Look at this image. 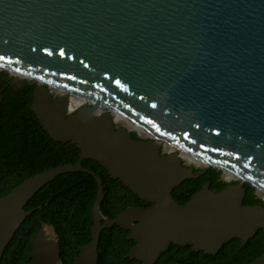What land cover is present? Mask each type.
Here are the masks:
<instances>
[{
    "label": "water",
    "instance_id": "obj_1",
    "mask_svg": "<svg viewBox=\"0 0 264 264\" xmlns=\"http://www.w3.org/2000/svg\"><path fill=\"white\" fill-rule=\"evenodd\" d=\"M0 56L2 71L90 96L158 139L207 157L218 166L210 169L223 166L249 180L244 184L264 187V0H0ZM61 100L35 86L31 110L52 140L79 149V159L0 199V259L31 212L26 203L58 175L76 171L94 178L97 195L91 241L74 264L87 248L89 264H97L99 233L113 225L129 231L135 244L126 257L142 264H154L170 244L215 255L231 239L243 246L264 230V220L253 219L264 217V205H243V185L211 190L206 182L180 204L173 189L207 168L177 160L176 177L165 175L168 154L141 152L150 139H135L85 107L66 113ZM88 158L149 206L104 217L102 180L82 167ZM233 190L229 202L223 193ZM44 232L42 226L32 239L25 264H58L59 244ZM249 264H264V253Z\"/></svg>",
    "mask_w": 264,
    "mask_h": 264
},
{
    "label": "trees",
    "instance_id": "obj_2",
    "mask_svg": "<svg viewBox=\"0 0 264 264\" xmlns=\"http://www.w3.org/2000/svg\"><path fill=\"white\" fill-rule=\"evenodd\" d=\"M34 89L35 85L29 81L0 72V199L28 178L58 166L75 164L79 159L75 145L52 140L40 125L31 110ZM82 167L102 180L104 196L100 212L104 217L115 218L132 206H149L119 180L112 179L98 162L83 159ZM206 182L215 189L227 185L221 180L220 172L211 169L196 179L184 180L173 189L172 196L185 204ZM243 187V205H263L254 188L246 184ZM96 195V182L85 172L63 173L48 182L24 206L31 212L7 244L0 264L28 263L31 241L42 226L52 229L59 244L58 264H74L78 248L91 241ZM128 234L129 231L117 225L101 230L97 264H140L125 257L134 245ZM262 253L264 230L258 229L243 246L233 238L215 255L170 244L155 264H249Z\"/></svg>",
    "mask_w": 264,
    "mask_h": 264
},
{
    "label": "bare ground",
    "instance_id": "obj_3",
    "mask_svg": "<svg viewBox=\"0 0 264 264\" xmlns=\"http://www.w3.org/2000/svg\"><path fill=\"white\" fill-rule=\"evenodd\" d=\"M1 67V66H0ZM13 73V72H11ZM35 86H37L40 89H45L50 95L56 94L57 96L61 97H56V98H61V99H66V102L61 100L59 101L60 107L59 109L62 110L63 108L65 109L66 113H70L68 110L70 109H79L82 107H85L88 111V114L94 115V116H99V117H108L112 120V123L114 124L115 121L117 122H125L128 127L131 129L137 130L141 134L145 135L146 137L148 136L152 144L149 146H146L141 152L143 153H152L153 150L160 149L161 146H165L167 154L170 156L169 158V163L165 165L166 169L165 175H172V177H176V174L173 172L175 171L174 163L175 161H181L184 160L186 163L193 164L196 166H208L212 165L213 167L217 168V164L213 163L211 160H209L207 157L204 158L200 154L194 153L193 151H190V149L180 147L178 145H174L171 143H168L166 140L158 139L156 136L151 134L150 131L142 128L141 126L135 124L125 116H123L121 113H119L116 110H113L112 108H109L108 106H105L95 100L94 98L90 96H85L83 94H77L71 90H68L65 87H62L60 85L54 84V83H46V85L41 84L43 82L36 80H33ZM41 94H37V99L40 101L41 99ZM87 103H95L92 104L91 106H87ZM124 129L126 132H130L129 130L121 127ZM139 133V134H140ZM139 134H137L139 136ZM140 137V136H139ZM170 164V165H169ZM217 166V167H216ZM220 170L224 173L225 177L227 180H232V179H238L241 182H237L236 184L243 185L245 181H249L231 171H229L227 168L220 166ZM163 171V169H161ZM172 173V174H171ZM245 180V181H244ZM254 184V183H252ZM260 191L264 193V187L254 184ZM164 187V186H163ZM163 189V188H162ZM262 194V193H261ZM223 197L227 198L229 202H233L236 199L235 192L233 191H226L223 193ZM253 219L263 221L264 217L262 214H257L253 215ZM44 235L47 237V231L45 229ZM45 242L42 240V236L40 237V241L38 240V245L40 247V250L43 249L45 250L47 245H44ZM91 255V249L87 248L84 250L82 257L79 259L78 264H89V257Z\"/></svg>",
    "mask_w": 264,
    "mask_h": 264
},
{
    "label": "rangeland",
    "instance_id": "obj_4",
    "mask_svg": "<svg viewBox=\"0 0 264 264\" xmlns=\"http://www.w3.org/2000/svg\"><path fill=\"white\" fill-rule=\"evenodd\" d=\"M2 70L0 69V72H1ZM3 72H5V71H3ZM5 73H7L8 74V76H10V77H12V78H15L16 80H20V79H22V78H20V77H18V76H16V75H13V74H11V73H8V72H5ZM36 82H38L37 80H36ZM41 84H44V85H46L45 83H41ZM47 86V85H46ZM53 96L54 97H61L60 95L59 96H57L56 94H53ZM92 104H95V103H87L86 105L87 106H91ZM69 112H70V114L71 113H73V112H75L76 111V109H70V110H68ZM114 124L115 125H117L118 127L120 126V127H123V128H125V129H127V130H129L130 131V133L132 134V135H135V139H137V135L136 134H139L140 132H138L137 130H134V129H131L130 127H128L127 125H126V123L125 122H117V121H115L114 122ZM139 136L141 137V138H145V139H150L148 136L146 137L145 135H143V134H139ZM151 140V139H150ZM160 153L162 154H167V151H166V148H165V146L163 147V146H161L160 147ZM182 163H183V165H185V166H189V167H193L194 168V170H199V169H201V168H207L206 170H211L210 168H215V167H213L212 165H208V166H196V165H193V164H189V163H186L184 160H182ZM213 170V169H212ZM220 177H221V180L223 181V182H225L226 184H236L237 182H241L240 180H238V179H232V180H227L226 179V177H225V175H224V173L222 172V170H221V172H220ZM245 181V180H244ZM244 185V184H243ZM254 193H255V195H256V197L263 203V205H264V193L262 192V191H260L256 186H255V188H254ZM262 193V194H261ZM45 229L48 231V237H51V238H54V233H53V231H52V229L50 228V227H45Z\"/></svg>",
    "mask_w": 264,
    "mask_h": 264
},
{
    "label": "flooded vegetation",
    "instance_id": "obj_5",
    "mask_svg": "<svg viewBox=\"0 0 264 264\" xmlns=\"http://www.w3.org/2000/svg\"><path fill=\"white\" fill-rule=\"evenodd\" d=\"M208 183H209V182H208ZM209 189L214 190L215 188H210V183H209ZM131 240H132V239H131ZM134 244H135V243H134ZM133 246H134V245H133ZM133 246H132V247H133ZM176 246H178V245H176ZM187 246H189V245H187ZM187 246H179V247H187ZM189 247H190V249H191V246H189ZM131 249H132V248H131ZM131 249H130V250H131ZM130 250H129V251H130ZM128 253H129V252H127L126 255H127ZM126 255H125V257H126ZM136 261H137V260H136ZM137 262H139V261H137ZM139 263L142 264L141 262H139ZM171 263H172V264H177V263H174V262H169V263H166V264H171ZM154 264H155V263H154Z\"/></svg>",
    "mask_w": 264,
    "mask_h": 264
},
{
    "label": "snow or ice",
    "instance_id": "obj_6",
    "mask_svg": "<svg viewBox=\"0 0 264 264\" xmlns=\"http://www.w3.org/2000/svg\"><path fill=\"white\" fill-rule=\"evenodd\" d=\"M61 54H63V53H61ZM4 57H2V56H0V59H3Z\"/></svg>",
    "mask_w": 264,
    "mask_h": 264
}]
</instances>
